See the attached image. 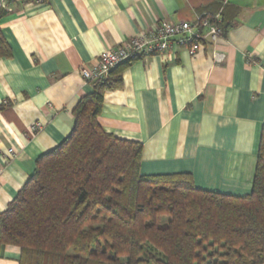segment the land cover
Masks as SVG:
<instances>
[{
    "label": "crops",
    "instance_id": "0c3cea01",
    "mask_svg": "<svg viewBox=\"0 0 264 264\" xmlns=\"http://www.w3.org/2000/svg\"><path fill=\"white\" fill-rule=\"evenodd\" d=\"M0 30V213L37 160L72 131V110L92 91L82 67L153 29L159 20L220 14L227 28L196 54L174 45L122 69L106 91L102 128L142 143L141 172H187L204 190L251 191L264 127V0H11ZM223 29V30H224ZM215 53L223 54L221 62ZM40 124L35 130L34 125ZM16 153L6 157L8 149ZM5 246L0 264H19Z\"/></svg>",
    "mask_w": 264,
    "mask_h": 264
},
{
    "label": "trees",
    "instance_id": "16d2710c",
    "mask_svg": "<svg viewBox=\"0 0 264 264\" xmlns=\"http://www.w3.org/2000/svg\"><path fill=\"white\" fill-rule=\"evenodd\" d=\"M11 55L0 30V58ZM138 58L89 81L71 133L0 213V255L12 245L19 264H264V127L247 194L200 189L187 172L143 174L142 143L98 120Z\"/></svg>",
    "mask_w": 264,
    "mask_h": 264
},
{
    "label": "built area",
    "instance_id": "2783aa9c",
    "mask_svg": "<svg viewBox=\"0 0 264 264\" xmlns=\"http://www.w3.org/2000/svg\"><path fill=\"white\" fill-rule=\"evenodd\" d=\"M8 1L11 0H0V14L3 9L11 10ZM221 22L220 14L202 15L194 23L189 20L175 23L159 20L153 29L132 37L117 48L103 51L91 67H82L80 72L87 82L100 79L121 63L144 55L163 53L176 44L186 46L191 54H196L203 41L216 43L222 37L224 30ZM215 56L218 62L224 59L221 53H215ZM39 128V123L34 125L35 130ZM15 153L16 151L10 148L6 157L11 159Z\"/></svg>",
    "mask_w": 264,
    "mask_h": 264
}]
</instances>
